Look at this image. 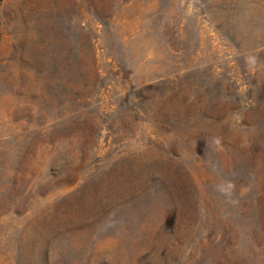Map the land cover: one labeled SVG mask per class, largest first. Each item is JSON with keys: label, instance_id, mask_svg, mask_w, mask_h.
<instances>
[{"label": "rangeland", "instance_id": "rangeland-1", "mask_svg": "<svg viewBox=\"0 0 264 264\" xmlns=\"http://www.w3.org/2000/svg\"><path fill=\"white\" fill-rule=\"evenodd\" d=\"M0 264H264V0H0Z\"/></svg>", "mask_w": 264, "mask_h": 264}, {"label": "clouds", "instance_id": "clouds-1", "mask_svg": "<svg viewBox=\"0 0 264 264\" xmlns=\"http://www.w3.org/2000/svg\"><path fill=\"white\" fill-rule=\"evenodd\" d=\"M220 143H221V141H220V138L219 137H216V138L213 139V144L214 145L219 146Z\"/></svg>", "mask_w": 264, "mask_h": 264}]
</instances>
